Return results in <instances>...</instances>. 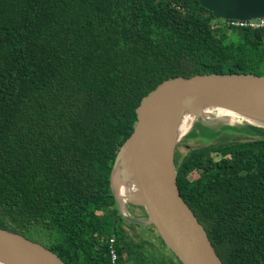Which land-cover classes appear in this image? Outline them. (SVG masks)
<instances>
[{
  "label": "trees",
  "instance_id": "obj_1",
  "mask_svg": "<svg viewBox=\"0 0 264 264\" xmlns=\"http://www.w3.org/2000/svg\"><path fill=\"white\" fill-rule=\"evenodd\" d=\"M210 73L264 75V30L197 0H0V228L65 264H111V237L116 264H176L129 234L110 173L143 97ZM209 133L175 149L181 197L223 264H264V135Z\"/></svg>",
  "mask_w": 264,
  "mask_h": 264
},
{
  "label": "water",
  "instance_id": "obj_2",
  "mask_svg": "<svg viewBox=\"0 0 264 264\" xmlns=\"http://www.w3.org/2000/svg\"><path fill=\"white\" fill-rule=\"evenodd\" d=\"M197 1L216 19L264 17V0ZM182 113L189 116V123L178 135L176 122ZM214 117L237 123L225 124L233 128L264 135V75L210 73L163 80L137 106L134 129L112 165L110 187L123 220L152 225L177 264H223L181 197L174 161L176 145L184 135L208 137L213 129L222 128L200 121ZM129 204L144 213H131ZM0 263L65 264L44 244L2 228Z\"/></svg>",
  "mask_w": 264,
  "mask_h": 264
},
{
  "label": "rangeland",
  "instance_id": "obj_3",
  "mask_svg": "<svg viewBox=\"0 0 264 264\" xmlns=\"http://www.w3.org/2000/svg\"><path fill=\"white\" fill-rule=\"evenodd\" d=\"M220 118H216V117H214V118H206V119L200 120V121L203 122V123H206V124H208L210 126L214 125L215 127L220 126V125L229 124V123H231L233 125L237 124V123L232 122V121L221 120ZM222 133H228L229 135L228 134H224V135L221 136ZM222 133L219 136H217L215 141L224 142V141H228V140H244V138L247 136V135H245L243 133L231 134L230 132H226L225 130ZM234 136H237L238 139L236 137H234ZM248 138H249V136H248ZM187 139H191V140H187ZM185 140H187V142H185ZM189 141L192 142L190 145L197 146V145H201V144H204V143H208L209 142V138L207 136H203V137H200V138L199 137L192 138V133L187 134L186 136L184 135V137L176 145L177 151L180 154H184L185 151L190 147V145L188 143ZM214 157H217V155L214 154ZM135 207H136V205L129 204L128 205V210L131 213H135ZM146 226L147 227H153L152 225H145V226L138 225V226H134L133 229H130V228H127V229H128L129 234H131L134 239L137 240L139 237H141L143 239H146V240H149V241H153V243L155 242L156 245L159 247L160 244L157 243L156 235L155 234L151 235L148 231H145L144 228ZM144 247L146 248L147 251L153 250L152 247L145 246V245H144ZM160 247L162 248V251H161L162 252V256L164 254L166 258L171 257L175 261V259L173 258V256H171V254L168 251V248L165 245H160ZM176 264H177V262H176Z\"/></svg>",
  "mask_w": 264,
  "mask_h": 264
},
{
  "label": "built area",
  "instance_id": "obj_4",
  "mask_svg": "<svg viewBox=\"0 0 264 264\" xmlns=\"http://www.w3.org/2000/svg\"><path fill=\"white\" fill-rule=\"evenodd\" d=\"M226 24L230 27H252V28H261L264 30V17L262 18H255V19H250V20H225ZM114 243V238H110V256H111V264H116V250H115V245Z\"/></svg>",
  "mask_w": 264,
  "mask_h": 264
},
{
  "label": "bare ground",
  "instance_id": "obj_5",
  "mask_svg": "<svg viewBox=\"0 0 264 264\" xmlns=\"http://www.w3.org/2000/svg\"><path fill=\"white\" fill-rule=\"evenodd\" d=\"M222 111L228 112V111H225V110H222ZM219 113H223V112H219ZM220 115L224 116V115H226V113H223V114H220ZM221 119H225V118H221ZM188 123H189V116L186 113L180 114L178 119H177V122H176V131H177L178 135L180 133H182L184 131V129H186ZM219 135H220V133H219Z\"/></svg>",
  "mask_w": 264,
  "mask_h": 264
},
{
  "label": "flooded vegetation",
  "instance_id": "obj_6",
  "mask_svg": "<svg viewBox=\"0 0 264 264\" xmlns=\"http://www.w3.org/2000/svg\"><path fill=\"white\" fill-rule=\"evenodd\" d=\"M138 207V206H137ZM138 210L135 211V214L142 215L144 213L142 208H137Z\"/></svg>",
  "mask_w": 264,
  "mask_h": 264
},
{
  "label": "crops",
  "instance_id": "obj_7",
  "mask_svg": "<svg viewBox=\"0 0 264 264\" xmlns=\"http://www.w3.org/2000/svg\"><path fill=\"white\" fill-rule=\"evenodd\" d=\"M159 247H160V245H159ZM161 248V247H160Z\"/></svg>",
  "mask_w": 264,
  "mask_h": 264
}]
</instances>
